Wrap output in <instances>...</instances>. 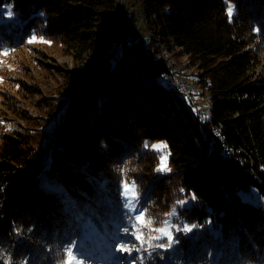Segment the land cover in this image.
I'll return each mask as SVG.
<instances>
[{
    "label": "trees",
    "instance_id": "16d2710c",
    "mask_svg": "<svg viewBox=\"0 0 264 264\" xmlns=\"http://www.w3.org/2000/svg\"><path fill=\"white\" fill-rule=\"evenodd\" d=\"M138 1L148 49L116 46L118 0H0V53L47 56L35 34L74 63L34 108L29 74L0 66V264H59L69 240L113 251L130 227L124 179L149 216L176 207L173 221L201 225L147 264H264V207L241 194L264 197V0ZM174 75L210 101L205 114ZM154 140L167 142V173Z\"/></svg>",
    "mask_w": 264,
    "mask_h": 264
},
{
    "label": "snow or ice",
    "instance_id": "6c2138e0",
    "mask_svg": "<svg viewBox=\"0 0 264 264\" xmlns=\"http://www.w3.org/2000/svg\"><path fill=\"white\" fill-rule=\"evenodd\" d=\"M227 11L231 18L234 12V6L229 4ZM6 15L11 17L13 13L10 10H6ZM35 42L51 43L50 41L44 40L43 37L38 38L33 34L28 43L31 44ZM8 54V50L3 52L4 56ZM2 81L3 77H0V82ZM145 146L147 147L148 145ZM151 147L161 153L159 156L158 170L170 171L167 155L164 154V150L167 148L166 143L160 142L151 145ZM121 196L125 201L123 206L128 210L125 213V219L130 224V227H123L122 232L126 237H131L135 243L126 242L123 238L117 237L113 240V250L119 253L131 254L136 252L140 254L138 260L136 258L131 260V264H143L145 254L151 257L152 251L156 249L167 250L173 248V245L178 243L176 237L178 232L190 233L193 229L201 227V225L197 224L173 221L172 217L178 216L176 207H173L169 213H166L163 219H156L149 216L147 208L141 203L140 192L134 180H123L121 185ZM192 198L195 199V194H193ZM258 198L264 199V197L259 196ZM177 204H187V200H180ZM64 251L66 253V258H62L61 264H86L85 251L73 241H68Z\"/></svg>",
    "mask_w": 264,
    "mask_h": 264
},
{
    "label": "rangeland",
    "instance_id": "374dc122",
    "mask_svg": "<svg viewBox=\"0 0 264 264\" xmlns=\"http://www.w3.org/2000/svg\"><path fill=\"white\" fill-rule=\"evenodd\" d=\"M126 2H127L128 7H130L132 10L135 11V17L141 21L142 20V5H141L140 1H138V0H126ZM8 10L11 11L10 7H8ZM144 25L145 24H143V20H142L141 21L142 28L140 29V32L138 33V35H136L133 32H129V38L132 42H134L135 39L138 40L139 46H141L144 49H148L149 48V46L147 44L148 43V31ZM35 44L37 46L42 47L43 50L46 52L47 56L37 55L38 59H36L33 57L34 56L33 54L35 52H33V50H30V49L27 50L26 47H24L21 51H19L17 53V57H15V54H16L15 52L10 53L7 56H4L3 53H0V66L3 63H6L8 66H11L10 67L11 69L19 66L23 72H26L27 74H29L27 76L29 82H31V84H32V81H34V84L39 89L40 93H37L33 99H30L29 103H25V106H27L29 108H34L33 106H31V103H30L31 101L38 100L41 98V96L47 95V92L49 91V89H51L57 83L58 78H60V76L57 75L58 74L57 70H59V68L61 69V68H66V67H68V68L74 67V63L72 62V59L70 56H65V55L59 54L58 52L52 51L51 47H49L47 42H35ZM171 60H172V58L168 59V61L170 63H171ZM184 60H185V58H178L179 63H182V61H184ZM56 72H57V74H55ZM179 77H182V76H179ZM185 79H187V78H185ZM197 90H198V92H197V95L195 97L196 98L195 101L197 104L196 109L201 111V109H202L201 107L205 108V104L209 100L207 98H205L202 94H199L200 90L198 88H197ZM2 98L3 97L0 95V100ZM198 105L200 108L198 107ZM205 113L206 112H203L201 115H203ZM160 142H164L167 145V142L165 140H154L153 142H149V143L147 142V145L149 148H152L151 145L157 144ZM158 154L160 156L161 153L158 152ZM164 154L167 155L168 167L170 168V165H169L170 152L168 150V145H167V148L164 150ZM161 172L167 173L169 171H161ZM241 194H242L244 199L250 200V201H252L258 205H262L264 207V199L258 198V196L259 197H263V196L259 195L256 188L252 187L248 191H242ZM123 203H125L124 200H123ZM125 210H126V212L128 211L126 208H125ZM173 218L174 217H172V219ZM90 223L93 226V230H97V227L94 225V223L93 222H90ZM84 235L85 236L87 235L86 231L84 232ZM125 241L130 242V243H135L131 237H125ZM139 255L140 254H138L136 252H133L131 254H127V253L115 252L113 250V251L107 252L106 254H104L100 257H97V258L86 255V264H131V260L133 258H136L138 260ZM145 260L146 259H144L143 264H147L145 262ZM252 263H253V261H250V263L244 262L243 264H252ZM59 264H61V263H59ZM162 264H165V263L162 262Z\"/></svg>",
    "mask_w": 264,
    "mask_h": 264
},
{
    "label": "bare ground",
    "instance_id": "6f19581e",
    "mask_svg": "<svg viewBox=\"0 0 264 264\" xmlns=\"http://www.w3.org/2000/svg\"><path fill=\"white\" fill-rule=\"evenodd\" d=\"M118 4H119V11L117 13V19L119 20L120 22V25H121V28H122V32L121 34L123 33V21H122V5H123V0H118ZM129 9V12H128V15L126 16V20H125V30L127 31V27L128 26H131V25H135L137 26V18L135 17V19L133 18V10L128 7ZM142 20H143V15H142ZM141 20V21H142ZM138 21L140 22V25H141V21L138 19ZM142 27H139V32H140V29ZM120 34V36H121ZM120 36L118 38V44H119V40H120ZM181 79L183 80L184 83H188V90L184 89L183 87L179 86L177 83H175L174 79L172 78H168V80L170 81V84L172 85V87L179 93L181 94L183 97H185L187 100L189 101H192L194 99H196V95H197V88L196 86L190 82L189 80L181 77ZM207 105V111L209 110L210 106H211V103L210 101H207V103L205 104ZM217 134L220 133V129H217L215 130Z\"/></svg>",
    "mask_w": 264,
    "mask_h": 264
},
{
    "label": "built area",
    "instance_id": "2783aa9c",
    "mask_svg": "<svg viewBox=\"0 0 264 264\" xmlns=\"http://www.w3.org/2000/svg\"><path fill=\"white\" fill-rule=\"evenodd\" d=\"M121 9H122V21H123V33L120 36V40L119 41L121 43L119 42V45H120V47H126L129 44V42L131 41L127 37V31L125 30V20H126V16L128 15V12H129V9H128V5H127L126 0H123V5H122V8ZM139 27H142V26L140 25V22L137 19V26H136V30H135L136 35H138V33H139ZM172 79H174L175 83H177L179 86H181L184 89L188 90V83H184L183 80L181 79V77H179L177 75H174L172 77ZM201 108H202L201 109V114L203 112H207L206 111L207 110V105H205V108H203V107H201Z\"/></svg>",
    "mask_w": 264,
    "mask_h": 264
},
{
    "label": "water",
    "instance_id": "95a60500",
    "mask_svg": "<svg viewBox=\"0 0 264 264\" xmlns=\"http://www.w3.org/2000/svg\"><path fill=\"white\" fill-rule=\"evenodd\" d=\"M122 32V31H121ZM121 34V33H120ZM120 36V35H119ZM127 37L129 38V32L127 30ZM119 38V37H118ZM130 39V38H129ZM120 42V41H119ZM121 43V42H120ZM115 44L117 47H120V45L118 44V39L115 41Z\"/></svg>",
    "mask_w": 264,
    "mask_h": 264
}]
</instances>
